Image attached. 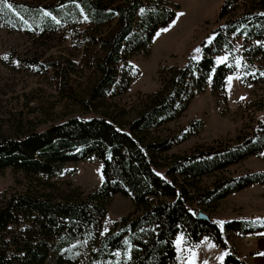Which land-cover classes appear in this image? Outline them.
Instances as JSON below:
<instances>
[{"label":"trees","instance_id":"trees-1","mask_svg":"<svg viewBox=\"0 0 264 264\" xmlns=\"http://www.w3.org/2000/svg\"><path fill=\"white\" fill-rule=\"evenodd\" d=\"M175 8L167 0H0V26L48 37L88 23L106 50L96 62L101 71L97 98L129 87L136 77L130 57L149 52L155 31L174 18ZM110 24L107 37H101L97 30ZM212 33L196 58L159 67L158 89L143 96L142 109L125 129L105 117L73 116L0 137V173L11 168L28 177L55 178L65 172L66 163L95 159L103 178L86 194L79 187L58 197L38 190L0 191V264H174L173 238L179 230L192 242L208 235L226 246L220 225L211 217L197 218L194 205L210 207L264 184V170L227 174L232 165L264 152V123L259 131L244 130L233 141L215 140L169 158L165 173L171 180L155 170L151 158L154 150L167 152L203 130L200 119L173 130L167 125L208 84L221 91L239 69L246 82H264V0H226ZM158 130L162 134L154 135ZM210 176L215 178L203 185ZM116 193L130 197L141 211L121 216L103 233L101 224ZM223 225L243 236L264 230V222L246 219ZM67 250L73 251L63 255ZM224 264L246 262L230 253Z\"/></svg>","mask_w":264,"mask_h":264},{"label":"rangeland","instance_id":"rangeland-1","mask_svg":"<svg viewBox=\"0 0 264 264\" xmlns=\"http://www.w3.org/2000/svg\"><path fill=\"white\" fill-rule=\"evenodd\" d=\"M17 1L45 4L53 0ZM167 1L176 7L174 18L155 31L147 54L140 52L130 57L136 77L124 92L112 96L93 97L101 77L96 62L106 50L97 42L96 31L88 23L63 28L48 37L0 26V137L42 129L73 116L105 117L121 128H127L142 109L143 96L158 89L159 67L185 64L199 55L202 44L211 40L226 0ZM112 27L113 24L106 25L97 31L105 38ZM92 36L94 39H90ZM193 119L203 121L204 128L200 133L167 152L154 150L151 154L155 170L169 180L172 177L165 173V164L174 155L190 153L215 140L233 141L241 132L244 134V130L257 132L263 127L264 82H246L239 69L227 77L221 91L210 89L208 84L204 91L195 95L182 115L167 126L173 130ZM161 131L154 135L162 134ZM166 133L169 130H164ZM64 168L65 172L55 178L28 177L6 168L0 173V191L13 194L38 190L58 197L74 187L86 194L102 183L101 166L95 159L66 163ZM257 170H264V152L232 165L227 174ZM213 178L204 177L203 185L210 184ZM194 208L205 212L220 225L226 246L208 235L192 242L179 230L173 238L174 264H224L230 253L245 261L244 249L251 246L246 245L243 235L227 231L223 223L231 219L264 222V184L246 187L210 207L194 205ZM140 211L130 197L114 194L101 231H109L121 216L131 214L133 217ZM71 251L62 254L67 256ZM222 256L223 260L220 259Z\"/></svg>","mask_w":264,"mask_h":264},{"label":"crops","instance_id":"crops-1","mask_svg":"<svg viewBox=\"0 0 264 264\" xmlns=\"http://www.w3.org/2000/svg\"><path fill=\"white\" fill-rule=\"evenodd\" d=\"M244 246L247 247L245 243ZM244 250L246 264H264V236L256 240L252 247H247Z\"/></svg>","mask_w":264,"mask_h":264},{"label":"built area","instance_id":"built-area-1","mask_svg":"<svg viewBox=\"0 0 264 264\" xmlns=\"http://www.w3.org/2000/svg\"><path fill=\"white\" fill-rule=\"evenodd\" d=\"M264 236V231H259V232H252L250 234H245V243L247 246H253L255 241L258 240L259 238H262Z\"/></svg>","mask_w":264,"mask_h":264},{"label":"water","instance_id":"water-1","mask_svg":"<svg viewBox=\"0 0 264 264\" xmlns=\"http://www.w3.org/2000/svg\"><path fill=\"white\" fill-rule=\"evenodd\" d=\"M196 217L199 218V219H203V220H210V216L208 214H206L205 212L203 211H199L197 214H196Z\"/></svg>","mask_w":264,"mask_h":264},{"label":"snow or ice","instance_id":"snow-or-ice-1","mask_svg":"<svg viewBox=\"0 0 264 264\" xmlns=\"http://www.w3.org/2000/svg\"><path fill=\"white\" fill-rule=\"evenodd\" d=\"M7 7H11V5H6ZM45 15H47L48 13H44ZM199 51V50H198ZM225 255H227L226 253H225ZM221 260H223V256L220 258Z\"/></svg>","mask_w":264,"mask_h":264}]
</instances>
